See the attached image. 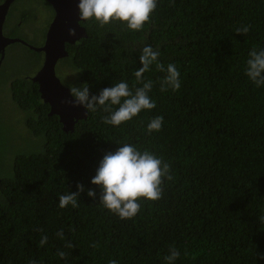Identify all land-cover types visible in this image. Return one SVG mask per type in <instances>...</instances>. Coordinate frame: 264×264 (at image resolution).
Returning <instances> with one entry per match:
<instances>
[{
    "label": "trees",
    "instance_id": "obj_1",
    "mask_svg": "<svg viewBox=\"0 0 264 264\" xmlns=\"http://www.w3.org/2000/svg\"><path fill=\"white\" fill-rule=\"evenodd\" d=\"M43 1L29 2L40 8ZM21 12L10 11L11 20ZM80 23L87 36L66 44L62 59L68 86L87 82L98 94L125 81L134 91L142 86L134 72L148 45L165 67L176 65L181 86L161 92L166 73L152 65L143 78L153 81L155 108L112 126L103 123L109 113L98 106L63 131L37 83L24 78L26 72L10 74L7 89L23 115L24 136L41 137V148L6 153L1 161L0 264H165L170 246L180 252L175 264H264L258 219L264 216V86L245 75L248 53L264 49V0H157L139 32L118 21ZM242 25H250L249 32L236 34ZM156 116L163 117L162 127L149 133ZM27 143V137L19 142ZM124 143L154 153L174 176L165 179L162 198L141 199L131 219L105 209L100 188L91 184L103 156ZM78 183L85 189L79 206L59 207V196L75 193ZM61 230L63 239L56 235Z\"/></svg>",
    "mask_w": 264,
    "mask_h": 264
},
{
    "label": "clouds",
    "instance_id": "obj_2",
    "mask_svg": "<svg viewBox=\"0 0 264 264\" xmlns=\"http://www.w3.org/2000/svg\"><path fill=\"white\" fill-rule=\"evenodd\" d=\"M19 2H16L14 6ZM77 7L80 18L95 20L101 27L118 21L125 24L129 30L139 32L147 23H150L151 15L157 7V0H79ZM250 27V25H242L235 32L246 35ZM69 35H75L74 29H69ZM159 56L160 52L152 46L143 47L139 55L141 67L134 72L136 81L142 83V86L136 87L134 91L125 81L105 87L98 94L90 93L87 82L79 86L72 84L68 86V89L70 96L74 99L65 100L63 103H70L73 106L80 105L87 112H95L98 106L102 107L103 111L109 113L102 118L103 123L119 126L137 116L142 110H151L156 107L155 101L149 96L153 81L143 78V74L150 71L152 65H155L157 71L166 73L160 81L161 92L169 88L172 91L179 90L181 86L179 70L173 63L165 67L159 62ZM245 75L255 86H264V49L253 48L248 53ZM113 106L117 107L113 109ZM162 124V116L152 118L147 124V132L159 131ZM165 179L168 181L174 179L169 163L164 162L147 149L141 151L133 144L124 143L114 152L103 156L95 176L91 179V184L100 188L99 202L105 209L121 219H131L139 213L141 199L156 201L162 198V185ZM76 187L75 193L67 192L59 196V207L64 208L71 205L76 208L79 206L78 197L85 189L79 183ZM87 195L96 198V192L92 189L87 190ZM258 219L264 222V216ZM38 231L43 232V229H38ZM56 235L60 239L64 238L62 230ZM47 240V235L42 236L40 245L43 246ZM65 246L72 247L71 244ZM57 255L64 258L66 253L58 251ZM179 256V250L170 246L168 254L164 257L165 264H175ZM259 259L264 260V254H259ZM29 264H36V261H29ZM108 264H117V261L110 259Z\"/></svg>",
    "mask_w": 264,
    "mask_h": 264
},
{
    "label": "water",
    "instance_id": "obj_3",
    "mask_svg": "<svg viewBox=\"0 0 264 264\" xmlns=\"http://www.w3.org/2000/svg\"><path fill=\"white\" fill-rule=\"evenodd\" d=\"M14 0L0 1V61L4 58L5 47L19 42L25 46L43 53L40 69L29 79L37 83L40 98L49 106L48 115H56L63 131L73 129L77 120L84 119L87 111L80 105L73 106L63 101H71L68 86L57 77L54 66L59 58L66 57L68 51L66 44H74L82 37H86V29L81 25L78 12L79 0H46L54 11V16L47 27L44 40L40 45H32L19 37L4 35L3 24L8 8ZM69 29H74L75 35H69Z\"/></svg>",
    "mask_w": 264,
    "mask_h": 264
},
{
    "label": "rangeland",
    "instance_id": "obj_4",
    "mask_svg": "<svg viewBox=\"0 0 264 264\" xmlns=\"http://www.w3.org/2000/svg\"><path fill=\"white\" fill-rule=\"evenodd\" d=\"M29 1L30 0H25L23 2L21 0L19 4L26 3L27 6L20 7H29L31 3ZM50 11L51 10H49L47 14L41 13L35 21L41 23V21L44 20L43 23L47 22L49 20V16L51 15ZM22 30L15 31L16 35H22V33L25 32ZM43 32L44 28L42 27L37 33L35 32L31 34L37 39V41H41ZM26 34L29 33L27 32ZM6 54L7 58L4 64L0 65V165L6 153L9 155L10 153L14 154L28 148H41V142H39L37 138L31 139L30 136H24L27 133V129L24 121L22 120V114L15 104L10 101L11 95L10 91L7 89V85H9V81L11 79L9 78L10 74L22 71L26 72V75H32L33 71L35 72L37 67L40 65L41 57L37 55L33 56L28 49L19 44L9 45L6 48ZM31 57L35 59V62L31 61ZM56 75L64 85L68 86L66 84L67 81L64 78V72H60L59 66ZM7 81L8 84H6ZM7 101H9L8 104H6ZM24 137L28 138L27 146L19 144ZM40 138L41 137H39V139ZM3 170L4 169L1 171Z\"/></svg>",
    "mask_w": 264,
    "mask_h": 264
},
{
    "label": "flooded vegetation",
    "instance_id": "obj_5",
    "mask_svg": "<svg viewBox=\"0 0 264 264\" xmlns=\"http://www.w3.org/2000/svg\"><path fill=\"white\" fill-rule=\"evenodd\" d=\"M20 0H14L11 4V6L8 8V13L6 15V18H5V21H4V24H3V33L4 35H7V36H11V37H20L22 39H24L26 42L32 44V45H40L43 40H44V36H45V32L47 30V27L49 26V23L51 22L53 16H54V11L52 8H50L51 6H48L47 8L45 7L46 3L43 1V3L41 4L40 3V8H36V7H32L31 4L29 5V7L27 8H24V7H14L13 5L16 3V2H19ZM31 1V0H30ZM45 4V5H44ZM50 5V4H49ZM23 8V9H22ZM45 8V9H44ZM51 10V15L49 16V20L45 23H43V21H41V23L39 22H36L35 20L38 19V16L43 13V14H47L48 11ZM10 11H22L21 13H19L18 15V18L19 20L16 22L15 20H11V14ZM23 11H28L26 13H24ZM25 15V17L23 18V16ZM47 18V16H46ZM17 27L18 30H22V31H25L24 33H22V35H14L15 31L14 28ZM44 28L45 32L43 34V37L41 39V41H37V39L31 34V33H37L38 30H40L41 28ZM29 33V34H26V33ZM13 34V35H12ZM12 44H21L19 42H15V43H12ZM11 45V44H9ZM7 45L5 47V55H4V58L0 61V65L1 64H4L6 58H7V54H6V48L9 46ZM23 47H26L24 44H21ZM37 52V51H36ZM39 53V56L41 57V62H40V65L37 67L36 71H38L42 65V61H43V53L42 52H37ZM62 59H64V57L62 58H59L56 63H55V66H54V71H55V74L56 72L58 71V66H59V69H60V72L62 73V68H63V64L64 62L62 61ZM35 62V61H34ZM0 70H1V67H0ZM31 75H24L23 77L24 78H29Z\"/></svg>",
    "mask_w": 264,
    "mask_h": 264
},
{
    "label": "bare ground",
    "instance_id": "obj_6",
    "mask_svg": "<svg viewBox=\"0 0 264 264\" xmlns=\"http://www.w3.org/2000/svg\"><path fill=\"white\" fill-rule=\"evenodd\" d=\"M33 83H35V82H33Z\"/></svg>",
    "mask_w": 264,
    "mask_h": 264
}]
</instances>
